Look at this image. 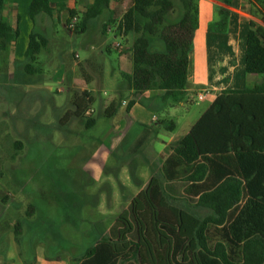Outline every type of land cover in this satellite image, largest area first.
<instances>
[{"label": "trees", "instance_id": "obj_1", "mask_svg": "<svg viewBox=\"0 0 264 264\" xmlns=\"http://www.w3.org/2000/svg\"><path fill=\"white\" fill-rule=\"evenodd\" d=\"M124 2L95 0L84 14L64 6L59 13L65 11L67 30L78 35L108 12L103 34L115 26L119 35L134 36L132 73L126 76L131 90L136 96L161 93L164 101H179L189 86L198 0H130L125 11L111 9L113 3ZM249 3L264 15V0ZM5 7L6 0H0V56L9 53L19 37V30L4 17ZM53 12L48 0H34L30 6L34 21ZM75 16L79 22L72 31L69 24ZM48 43L46 37L32 33L25 55L27 73L36 72L33 64ZM246 71L264 78V33L253 23ZM94 102L91 92H82L62 124L79 118L86 120V127L94 126L96 120L87 118ZM118 109V104L111 105L108 116ZM174 126L171 121L167 129ZM172 149L159 174L80 264H264V84L222 92ZM180 202L208 214L201 217L183 209Z\"/></svg>", "mask_w": 264, "mask_h": 264}, {"label": "rangeland", "instance_id": "obj_2", "mask_svg": "<svg viewBox=\"0 0 264 264\" xmlns=\"http://www.w3.org/2000/svg\"><path fill=\"white\" fill-rule=\"evenodd\" d=\"M129 1L119 9L125 11ZM176 16L177 12L173 13ZM108 18L106 12L93 20L86 34L70 35L59 25L54 34L56 50L51 51L52 56L42 51L33 64V75L26 72L25 61L15 62L8 52L0 56V205L7 194L20 204L8 215L0 209V216L2 223L19 213V224L12 233L15 237L18 231L13 254L18 252L26 264L40 259H50V264H75L69 258L85 256L99 238L109 235L118 217L154 175L152 168L142 163L154 155L146 148L135 153L131 135L122 146H113L120 118L133 121L126 109L131 100L122 101L129 94L122 89L132 68L128 48L134 37H123L111 26L114 33L100 40L97 28ZM117 43L122 44L120 49L115 47ZM93 55L103 71L101 80L89 72L94 77L89 88L94 91L91 117L96 124L86 127V120L74 118L66 126L62 118L74 106L70 102L74 92L62 80L60 70L66 68L67 73L74 69L80 75L79 64L86 66ZM31 81L37 89H29ZM193 99L187 108L175 105L177 114L172 120L178 123L191 118L210 101L201 103L196 93ZM113 101L120 108L110 118L106 108ZM157 112L165 119L163 111ZM146 127L151 131L154 125L148 121ZM132 161L139 166L135 168ZM179 206L201 217L208 214L184 202Z\"/></svg>", "mask_w": 264, "mask_h": 264}, {"label": "crops", "instance_id": "obj_3", "mask_svg": "<svg viewBox=\"0 0 264 264\" xmlns=\"http://www.w3.org/2000/svg\"><path fill=\"white\" fill-rule=\"evenodd\" d=\"M33 1L6 0L4 17L13 29L19 30V37L16 43L12 45L9 55L18 63L25 61L30 36L34 31L47 38L49 43L44 50L49 56H52L51 51L56 50L58 44V39L54 35L56 29L59 28V25L62 26L64 31L67 29L65 11L59 13L61 6H64L66 10H76L79 14H84L88 7L95 3V0H48L51 8L54 10L53 14L49 16L42 13L34 21L30 16V6ZM117 7L119 5L113 3L111 9L115 10ZM198 11V28L195 32L193 48L190 52L188 71L189 86L184 96L176 102L173 99L164 101L161 93L153 94L151 92H145L140 96H136L134 91L131 90L128 81L122 89L129 94L128 98L122 99L125 104L127 101L136 100L132 109L127 111V114L132 117L133 121L130 122L125 117L120 118V122L115 129L118 134L115 132L117 136L114 139L113 146H122L131 135L134 138L135 145L133 150L135 153L146 148L149 153L154 155V157L142 161L143 164H147L152 168L154 175L150 177V180L153 176L159 174L164 161L173 151V145L193 129L222 92L230 90L243 91L262 87L264 84V78L262 76L248 74L246 71L247 41L251 24H255L264 33V15L260 11L255 10L249 3V0H231L229 4L225 0H198ZM103 24L104 22L97 28L100 40H103L109 33H114L113 30H108L106 35L103 34ZM67 32L73 35L72 32ZM49 33L51 37H48ZM90 45L93 44L91 43ZM91 47L92 51H95L94 45ZM131 48H128L130 49L128 53L130 56L132 52ZM95 60V56L93 55V58L86 66L78 63L80 75L74 69H70V72L68 71L67 73L66 68L60 70L62 80L66 81L70 87V91L74 92V97L70 101L74 106L69 108L68 111L75 110V102L82 92H91L93 96L94 91L89 88L94 80L93 75L98 80H101L103 75L102 69ZM95 65L97 66L95 67ZM83 72L87 79L84 77ZM89 72H92L93 75ZM27 84H30L28 86L29 89H37L32 85V81ZM49 91H52L51 88ZM206 92L207 97L204 100H199L198 96ZM194 93H196L201 103L207 100L210 101L207 105L200 106L198 112L191 118L187 116V118L180 119L178 123L172 120L177 114L173 109L179 105L187 108V104L194 102ZM113 104L118 103L116 101L110 103L106 108V112ZM175 105L178 106L176 107ZM158 110L163 111L165 119L160 117L157 112ZM188 111L190 115L192 110L188 109ZM118 112L119 109L114 115L112 114V117L116 116ZM87 116L88 118L93 117V114ZM71 121L73 123V120ZM148 121L152 126L154 125L151 131L146 129V123ZM171 121L175 123V126L172 131H169L167 124ZM142 128L145 129L142 130ZM179 129L180 132H177ZM104 157L106 158L107 156L104 154ZM131 164L137 168L140 163L135 164L132 161ZM2 201L3 205H0V209L4 215L10 214L11 210L13 211L16 206L20 205L19 203H15L16 198L11 199L10 194L5 195ZM11 201L12 203H10ZM15 214L14 219L4 220L2 223L0 216V264H26L20 255L18 256V252L13 254L15 251L13 245L14 247L16 246V236L14 237L12 233L19 224V215H17L19 213ZM10 245L12 246L10 247ZM85 256H71L69 259L75 264H80ZM133 263L138 264L136 261L125 264ZM33 264H50V259H46L45 261L40 259Z\"/></svg>", "mask_w": 264, "mask_h": 264}, {"label": "built area", "instance_id": "obj_4", "mask_svg": "<svg viewBox=\"0 0 264 264\" xmlns=\"http://www.w3.org/2000/svg\"><path fill=\"white\" fill-rule=\"evenodd\" d=\"M78 22H79V18H78V16H75V17L71 20V22H70V24H69V28H70V30H72V31L75 30V28H76ZM108 30H113V28L110 27ZM113 31H114V30H113ZM116 45H117V46H115V47H118L119 49L122 47V44H120V43H117ZM76 58L79 59V56L77 55ZM206 97H207V92H206V93H202V94H200V95L198 96L199 100H204ZM92 114H93V110H90V111H88V113H87V115H89V116H91Z\"/></svg>", "mask_w": 264, "mask_h": 264}]
</instances>
